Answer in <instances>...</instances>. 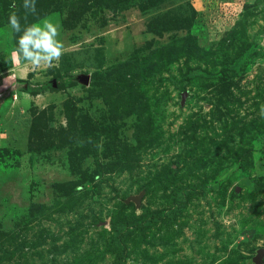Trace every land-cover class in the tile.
<instances>
[{
    "label": "rangeland",
    "instance_id": "374dc122",
    "mask_svg": "<svg viewBox=\"0 0 264 264\" xmlns=\"http://www.w3.org/2000/svg\"><path fill=\"white\" fill-rule=\"evenodd\" d=\"M51 1L24 20L22 0H0V264H117L114 222L179 203L174 220L128 228L124 264L253 261L264 250V189L252 183L264 166V0H139L121 11ZM13 11L22 27L62 25L58 66L16 64ZM118 66L112 85L78 82ZM34 123L44 141L31 153ZM141 191L139 209L125 204Z\"/></svg>",
    "mask_w": 264,
    "mask_h": 264
},
{
    "label": "trees",
    "instance_id": "16d2710c",
    "mask_svg": "<svg viewBox=\"0 0 264 264\" xmlns=\"http://www.w3.org/2000/svg\"><path fill=\"white\" fill-rule=\"evenodd\" d=\"M12 1V0H11ZM16 1V7L19 8L20 7V2H18L19 0H13ZM139 0H95V4L97 5H101L112 10L115 11L116 10H124L127 9L128 7H131L133 5H135ZM54 1L45 3L43 5L36 7L37 12V18L40 19L43 16L46 15L47 10H49V8L51 7V5L53 4ZM7 6H11L10 4H8ZM2 16V13H0V18ZM127 64H124V66ZM121 69V66H118L117 68H114L112 70H109L107 72H105V76L104 77H99V76H94L92 78H90V85L96 84L99 81H105V79H107V82L112 85L114 82H118L121 80V74H119V70ZM76 79V78H75ZM75 83L74 78L71 77L70 81H67L66 86H72ZM50 86H42V87H27L24 89V92H26L29 95H38L41 94L43 92L46 91L47 88H49ZM227 89H228V84L225 83V81L222 79L221 80V84H220V96L222 94H226L227 93ZM35 123L32 124L30 126V132H29V138H28V145H29V151L31 153L35 152L33 146L35 144H38V148L40 150V146L41 143L44 141V134H40V130L38 129H34ZM261 169L263 170V174H261L260 176H258L256 179L254 178L252 180L253 185L255 186V188H262L264 189V166L261 165ZM60 184L55 185L54 187H59ZM194 189H199V188H195ZM179 192L182 191V188L177 189ZM184 207V204L179 203L178 206H176L175 208H173L171 211L168 212H164V211H150L147 208H143V212H144V217L142 219V221L140 222H134L131 224H125V223H120V222H114L111 225L112 230L114 231L113 233V243L118 247V249L120 250V258L117 262V264H124L122 261L125 259V252H126V248H125V244H124V236L128 230V228H141V229H145L147 227L153 226L156 223H158L159 221L165 220L167 218L174 220L177 215L182 211ZM254 262L252 261V259L247 260L246 264H253Z\"/></svg>",
    "mask_w": 264,
    "mask_h": 264
},
{
    "label": "clouds",
    "instance_id": "9594fccd",
    "mask_svg": "<svg viewBox=\"0 0 264 264\" xmlns=\"http://www.w3.org/2000/svg\"><path fill=\"white\" fill-rule=\"evenodd\" d=\"M21 7L24 9V20L29 14L35 15L37 12L36 0H22ZM8 26L13 33L20 34L12 53L17 65H26L33 71L58 66L65 54V44L60 38V23L44 19L22 27L21 17L13 11L8 16ZM260 115L264 117V106H261Z\"/></svg>",
    "mask_w": 264,
    "mask_h": 264
},
{
    "label": "water",
    "instance_id": "95a60500",
    "mask_svg": "<svg viewBox=\"0 0 264 264\" xmlns=\"http://www.w3.org/2000/svg\"><path fill=\"white\" fill-rule=\"evenodd\" d=\"M89 80H90V77L88 75H84V76L79 77L78 82H80L81 84H83L85 86H88ZM143 194H144V191H141L139 195L131 196V197L127 198L125 200V204H129L130 202H133L135 204V207L137 209H139L140 205H141V199H142ZM263 257H264V250H261V253L258 254L253 259L254 264H264Z\"/></svg>",
    "mask_w": 264,
    "mask_h": 264
}]
</instances>
